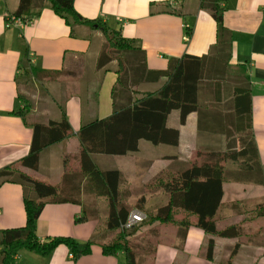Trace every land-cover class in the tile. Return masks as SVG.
Returning <instances> with one entry per match:
<instances>
[{
    "label": "crops",
    "instance_id": "obj_1",
    "mask_svg": "<svg viewBox=\"0 0 264 264\" xmlns=\"http://www.w3.org/2000/svg\"><path fill=\"white\" fill-rule=\"evenodd\" d=\"M162 1H169L171 4L179 2L74 0L73 3L84 17L99 19L108 26L119 28L123 35L134 37L146 50L147 65L150 68H166L172 56L184 53L206 54L216 39V21L211 13L199 7V0H184L183 14L152 13L151 3ZM225 3L222 19L232 30L233 38V53L227 69L232 73H246L250 76L252 127L259 159L264 164V0H226ZM16 5L17 0H0V167L27 154L33 137L31 125L12 112L22 106L17 95L15 75L18 72V61L27 50L36 66L60 69L58 73L66 75L55 81H40L45 83L41 86L40 98L35 102V119H57L59 101L66 108L71 133L45 146L40 152L36 168H21L39 179L59 183L65 171L80 169L81 145L76 132L81 122L105 117L112 112L111 88L117 73L113 70L100 72L96 68L103 42L100 28L92 30L94 43L92 39L71 36L69 25L48 7L43 8L28 23L18 25L10 22L7 25L5 16ZM178 113L177 109H173L168 115V124L179 127L177 144H153L142 140L136 152L92 154L100 167L118 168L119 205L132 210L136 208L134 205L141 195L150 198L160 192L157 179L169 173L174 156L200 160V151L223 143V136L198 130L195 111L190 112L182 124H179ZM243 184H247L244 185L246 188L264 187V184ZM223 189V198L214 215L219 222L237 220L247 209L264 200L263 191L261 195L250 197L246 205L243 204V210H234L224 202L226 182ZM81 213L82 207L77 203H47L37 221V234L40 238L70 235L80 240L88 239L97 228L99 218L75 221V217ZM188 216L192 221L196 218L194 214ZM24 221L22 186L15 182H4L0 185V227L21 225ZM141 228L134 235L135 238L131 239L136 245V264H264V225L258 230L243 229L241 234H244L239 238L237 252L231 256L229 249L241 234L238 237L214 236L211 258L205 255V242L210 234L196 224L185 226L175 222H154L142 225ZM114 231L111 230L108 237ZM140 233L142 236L146 235V239H140ZM148 251L152 254L149 255ZM228 256L233 260H228ZM13 262L124 264L122 252L107 255L98 244H93L91 252L74 260L64 244H59L45 256L20 249Z\"/></svg>",
    "mask_w": 264,
    "mask_h": 264
},
{
    "label": "trees",
    "instance_id": "obj_2",
    "mask_svg": "<svg viewBox=\"0 0 264 264\" xmlns=\"http://www.w3.org/2000/svg\"><path fill=\"white\" fill-rule=\"evenodd\" d=\"M178 1L177 4L152 2L150 11L183 14L184 0ZM73 2L17 0L5 21L34 18L48 7L69 25L71 36L91 39L93 28H100L103 42L96 68L100 72L113 70L117 73L111 88L112 112L81 122L76 132L81 145L79 170L65 171L59 183L39 179L23 170L22 166L36 168L41 150L71 133L66 108L59 101L57 119L33 118L32 104L22 91L23 87L41 81L45 75L56 74L60 69L36 66L25 50L15 75L22 106L12 112L31 125L33 137L27 154L0 167V185L15 182L22 186L25 221L21 225L0 227V264H13L20 249L45 256L59 244L67 246L73 260L91 252L92 245L98 244L104 254L122 252L124 264H136V245L131 240L136 226L121 227L131 210L118 204L119 170L114 166L100 167L92 154L136 152L142 140L153 144H177L179 127L168 124V115L173 109L179 112V124L195 111L198 130L223 136V143L200 151V160L174 156L169 173L157 179L160 192L150 198L141 195L135 206L145 213L141 225L175 222L185 226L193 223L203 228L210 234L205 242V255L211 258L214 236L238 237L243 230L240 222L223 224L214 218L223 198L224 182L264 184V164L259 159L252 127L250 76L227 69L233 53V38L232 30L222 19L226 0L198 2L199 7L207 9L216 21V39L208 52L172 56L163 69L148 67L146 50L134 37L123 35L119 28L99 19L84 17ZM186 32L189 33L188 26ZM104 197L108 200L106 217L100 204ZM61 202L77 203L82 207V213L75 217L77 222L99 218L97 228L88 239L80 240L70 235L39 237L37 221L45 204ZM189 214L196 216L194 221ZM260 216H264V200L247 209L237 220ZM119 227L116 234L107 239V231ZM238 246L237 241L234 249Z\"/></svg>",
    "mask_w": 264,
    "mask_h": 264
},
{
    "label": "rangeland",
    "instance_id": "obj_3",
    "mask_svg": "<svg viewBox=\"0 0 264 264\" xmlns=\"http://www.w3.org/2000/svg\"><path fill=\"white\" fill-rule=\"evenodd\" d=\"M91 39H92V42L94 43L95 42L94 35H92ZM65 76L66 75H64V73H60V74L58 73V74H53L50 77H48V75H47L46 77H43L42 79H46L47 81L48 80L51 81L52 79H54V81H55L56 79H62ZM43 83H45V82H43ZM43 83L40 82V81H36L33 84L24 86L23 89H22V91L26 94V96L28 97V100L32 104V116H33V118H36V115H35L36 110H34L35 109V105H36L35 102L41 96L39 94H40V92L42 90L41 86H43ZM244 185H247V184H243V183H239V182H226V190H225V196H224L225 205L229 204L231 206V208H233L234 210L238 209V208L243 210V208H244L243 204L247 203V201L249 200L250 197H253L254 195H261L263 193V191H264V187H262V186H252V187L251 186H247V188H246V187H244ZM241 196H242V198H241ZM100 204L102 205V208H103L102 211H104V213H102V214L105 215L104 217H106V208H107V205H108L107 197H104ZM236 222H240V225L242 226V228L245 231L247 229H250V228H252L254 230H258V229L261 228V226L264 225V216H260L259 218H254L252 220H243V221H241V220H225V221H222L221 223H223V224H232V223H236ZM135 226H136V229H135V232L133 233V235L131 236V239L134 237V235L136 234V232L139 229H142L141 228L142 227L141 222L136 224ZM119 229H120V227L119 228H114V229H109L107 231L108 233L111 230H115L114 231L115 233L114 234L112 233L110 237H108V234H107V239H109L112 236H114ZM243 234H241L235 240V242H233V244L231 245V247L229 249V253L232 252V254L234 255L237 252V247H236V249H234L235 248V244H236L237 241H239V238ZM140 235L142 237V238L140 237V239H142V240L146 239V235L142 236V233H140L139 236ZM223 252L224 251L222 250V253ZM231 258L232 257H229L228 260L232 261L233 258L232 259ZM13 264H14V262H13Z\"/></svg>",
    "mask_w": 264,
    "mask_h": 264
},
{
    "label": "built area",
    "instance_id": "obj_4",
    "mask_svg": "<svg viewBox=\"0 0 264 264\" xmlns=\"http://www.w3.org/2000/svg\"><path fill=\"white\" fill-rule=\"evenodd\" d=\"M32 19L33 18H30V19H27V20H22L20 18H14L12 20V22H16L18 25H22V24H25V23L30 22ZM10 22H7V25ZM186 36L188 37V34H186ZM144 218H145V213L142 210H140L138 208L132 209L129 212L126 220L121 224V227L122 228H130V227H133L136 224L142 222Z\"/></svg>",
    "mask_w": 264,
    "mask_h": 264
}]
</instances>
